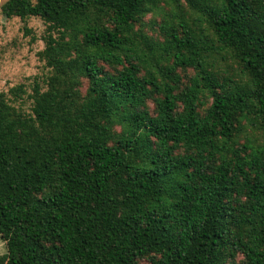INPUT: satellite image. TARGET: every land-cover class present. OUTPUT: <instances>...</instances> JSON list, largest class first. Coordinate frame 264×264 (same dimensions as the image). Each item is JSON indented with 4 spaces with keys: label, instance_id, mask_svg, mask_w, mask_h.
<instances>
[{
    "label": "trees",
    "instance_id": "1",
    "mask_svg": "<svg viewBox=\"0 0 264 264\" xmlns=\"http://www.w3.org/2000/svg\"><path fill=\"white\" fill-rule=\"evenodd\" d=\"M1 8L49 71L0 91V264H264V0Z\"/></svg>",
    "mask_w": 264,
    "mask_h": 264
},
{
    "label": "rangeland",
    "instance_id": "2",
    "mask_svg": "<svg viewBox=\"0 0 264 264\" xmlns=\"http://www.w3.org/2000/svg\"><path fill=\"white\" fill-rule=\"evenodd\" d=\"M7 1L0 0V91H7L14 85L25 83L30 93L34 77L42 79L49 71L39 55V51L45 48L43 37L47 25L36 16L26 19L17 16L6 17L1 7ZM160 21L161 15L149 14L144 18V29L149 35L163 39L159 30ZM178 72L182 75L184 85L188 83V77L194 73L191 68L186 72L179 68ZM86 87L85 82L82 86L83 92ZM30 103L28 100L25 104L27 111H30ZM149 105L154 108L152 101ZM6 251V242L0 238V255Z\"/></svg>",
    "mask_w": 264,
    "mask_h": 264
}]
</instances>
